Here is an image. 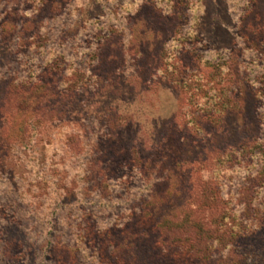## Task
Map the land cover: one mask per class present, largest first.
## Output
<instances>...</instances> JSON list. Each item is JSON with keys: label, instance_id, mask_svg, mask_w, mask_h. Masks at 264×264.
Instances as JSON below:
<instances>
[{"label": "rangeland", "instance_id": "1", "mask_svg": "<svg viewBox=\"0 0 264 264\" xmlns=\"http://www.w3.org/2000/svg\"><path fill=\"white\" fill-rule=\"evenodd\" d=\"M138 1L88 0L81 8L78 0H46L42 17H49L48 12L55 7L61 11L73 2L72 14L82 9L83 21L90 19L79 34L82 40L78 55L88 54L85 64H90L94 61L93 51H97V76L115 73V67L121 68L123 74L122 59L139 56L137 67L142 82L138 86L129 80L123 87L133 86L134 93L116 99L119 93L115 94V77L108 85L98 82L97 87L91 86L72 98L73 113L68 121H51L53 128L28 116L15 117L14 125L5 128L4 137L11 146L6 165L0 167V225L10 229L25 250L20 246L8 252L0 250V264H34L33 260L47 251L54 235L50 233L52 225L58 231L55 235L60 234L80 250V264H97L91 256L94 251L99 253L98 264H264V185L253 184L250 192L244 191L241 198L249 197L244 204L235 201V194L229 198V189L238 192L246 186L243 179L247 174L218 167L213 159L216 154H211L214 147L222 148L226 142L236 145L243 133L238 125L253 122L254 110L264 111V0H202L203 7L200 1L193 0H141L137 13L130 17L137 21L135 32L128 44L124 38L121 43L119 33L109 35L107 30L131 16ZM156 1L177 18L161 13L155 7ZM38 2L40 5L39 0H28L21 6L24 20ZM77 21L69 26V32H77L80 19ZM9 39L7 36L3 40ZM168 42L169 48L187 46L180 48L185 63L191 57L187 52L193 50L195 60L191 66L205 78L206 74L222 72L224 60L220 54H230L228 68L249 82L256 81L251 86L255 92L243 96L244 114H229L220 123L218 104L210 108L215 99L207 101L212 93L195 96L198 103L190 105L194 117H202L201 111L215 112L204 126V133H200L186 115L185 95L176 98L175 91L154 74L162 45ZM127 46L132 50L122 52ZM208 58L218 59V64L205 62ZM78 59L68 63L69 70L64 75H57V90H64L77 79L70 73L79 60H84ZM150 73L154 76L145 83ZM220 80L218 87L224 90L226 78L222 76ZM146 87L145 93H140ZM202 103L205 104L199 106ZM171 132L180 141L172 140ZM100 136L108 138L94 147ZM94 150H98L102 161L100 167L112 166V162L107 163L109 157L110 161H115V155L123 159L124 164H119L111 176L115 181L86 178L85 168L95 170L84 159H90ZM137 153L140 158L150 154L154 161H161L155 174L157 181L152 176L147 178L146 172L131 169L132 163L136 165ZM205 158L208 161L200 163ZM208 184H217L222 197L223 203L216 209L208 201ZM168 215L170 219H165ZM175 223H180V228H175ZM6 233L4 229L0 231V244ZM167 236L170 239L165 243ZM109 243L118 247L115 259L109 257ZM157 245L174 259L159 260L161 251ZM49 259L48 264L52 256Z\"/></svg>", "mask_w": 264, "mask_h": 264}, {"label": "trees", "instance_id": "2", "mask_svg": "<svg viewBox=\"0 0 264 264\" xmlns=\"http://www.w3.org/2000/svg\"><path fill=\"white\" fill-rule=\"evenodd\" d=\"M0 1L4 4V7L2 6L3 8H0V167H4L6 165V158L8 157V150L11 146V142L8 138L4 137V130L6 127L14 125L13 119L15 117L21 118L28 116L30 118L38 119V121H41L40 124H43V122L46 125L48 124V128H53L51 121L54 124L68 121L67 117L73 113V111H71V107L74 102L71 101L72 98L74 99L78 95H82L83 91L87 88L96 86L98 82L99 84H109V82L113 81L111 78L115 77V83H117L115 94L117 92L119 93L117 96L115 95L116 99V97H122L124 94L131 96L135 91L133 86L131 88L124 89L123 85L129 84V80H133V82L139 86L142 82V77L140 76L137 67L139 56H132L131 58L124 57V59H122L123 64H125L123 72L124 75L122 74L121 68L115 67V73L113 71L110 74H107L106 77H103L102 75L97 76L94 73L95 67L99 64L97 51H93L94 61L90 64H85L87 60L86 56L88 54L78 55V52L81 50L82 40V35L79 34L81 30H83L85 22H90V19L83 21L81 18L82 9H80L78 13L74 12L72 14L73 10L71 5L74 0L72 3L64 6L61 11L58 7L51 9L50 12H48L49 17L41 16V11L46 4V0H39L40 5L38 2V7L31 9L30 12L32 13L25 20L21 15L23 14L21 6L26 4L28 0ZM78 1L81 8L84 7V2H88V0ZM193 1H200L201 6L203 7L202 0ZM141 3V0L140 2L138 1V5L132 12L131 16L122 18V20L118 21L117 24L114 23V26L110 27V29L107 30V33L109 35H116L119 33L121 43V39L124 38L128 44L132 37V33L135 32L137 24V21L130 19V17L137 13ZM155 7L160 8L161 13H166V16L173 15L167 13L158 1H156ZM172 17L177 18V14H174ZM76 21L78 22L77 32H69V26L72 25V22ZM194 32L197 34V31L194 30ZM7 36H9L10 39L8 41H4L3 39ZM195 36L196 35L193 37L194 40L196 38ZM172 39L173 38L170 40L172 41ZM169 42L162 45L163 49L156 59V70L154 74H159V77H162L164 84L175 91L177 94L176 98L181 95H185V103L188 105V112L186 115L193 120L192 123H194V126H196V129L200 133H204V126H206V123H210L209 120L212 119L215 112H210L209 114H207V112L205 114L201 111L202 117H194L193 112L190 111V105L196 106L198 103L195 96L203 97L206 96L207 92L212 93L211 95H208L209 97L207 98V101L215 99L210 102V108H214L218 104L216 107V109H218L216 114L218 116L217 118H220V123H223L225 117L229 114L234 116H242L244 114L245 103L243 96L247 93L253 94L255 92L251 86L256 83V81L250 80L252 82H249L243 76H240L237 72L235 73L228 68V62L231 56L230 54H220V57L224 60L223 65H221L222 72L224 74L222 72L217 73V75L210 73L209 75L206 74L205 78L201 74H196V67L191 66L195 60L193 50H189V52H187V55L191 57L190 60L185 63L180 57V54H182V49L180 48H186L187 46L181 47L180 44H177L172 48H169ZM128 46L125 48L123 47L121 49L122 52L124 50L130 52L132 49L128 50ZM85 52H87V50H85ZM76 57L84 59L83 61L78 59L80 63L76 64L75 68L72 69V72L70 73V75H74L77 79L71 83L69 87H65L64 90H57V87L60 84V81L56 79L57 75H64L65 71L69 70L70 64L68 63ZM217 60L218 59L213 61L208 58L205 59V62H217L216 64L214 63L217 65ZM45 62L46 64L43 65ZM84 73L87 75L82 77ZM119 74H121V77ZM154 74L150 73V75L146 77L148 79H144L143 81L145 83H149V79L154 76ZM219 75L226 78L224 83L227 85L226 87L224 86V90L221 89L220 86L218 87V84L221 83V77H219ZM60 80H62V77H60ZM99 86L100 85H98V88ZM92 89L95 88L92 87ZM147 89V87L144 88V90L140 89V93H145ZM189 90L194 91V94ZM212 95L213 99L210 98ZM113 97H110V99L107 97L106 100L108 99L111 101L113 100ZM52 100L54 102H52ZM216 100H218V103ZM204 104L205 103H202L199 106ZM251 114L254 116L253 122H241L237 127H240L243 133L242 138L238 141V143H236V145L226 142L224 147H214L211 152V154H216L213 159L218 167L222 166L223 169L228 171H232L233 168H235L247 174L246 176L244 175L245 178L243 179L246 182V186L238 189L240 192L233 189L232 191L229 189L230 192H228V197L230 198L231 195L233 196L235 194V201L240 204L243 202L245 203V199L249 198H241L244 195V191H246V193L250 192L253 188V184L259 186L264 185V111L259 113L254 110ZM32 123L34 122L31 121V124ZM38 123L39 122H36V125ZM152 125H154V122H152ZM34 126L32 125V129H34ZM106 138L108 137H96L94 147ZM179 138L176 133L171 132L172 140L180 141ZM97 155L98 150H94V153L89 156L90 159H84V162L88 164L91 169L95 170L94 173L91 170L87 171L85 168L84 175L86 178L90 176L92 179L96 178L98 182L103 180L115 181V177L111 176L114 173V170L116 171L119 168V164L120 166L124 164L123 159L115 155V161H110L112 160V157H109L106 159L107 163L112 162L113 164L110 168H105V166H99L102 164V161ZM131 157L132 154L126 158L127 160H130ZM134 158H136V165L132 163L131 169L134 167L138 170V172H141V174L146 172L147 178L152 176V179L157 181L155 174H158L161 161H154L150 154L140 158L137 153ZM206 161H208L207 158L200 161V163H206ZM93 173L94 176L92 175ZM236 184L240 183H235V185ZM209 188L210 195L208 201L211 205H214L216 209L219 204L223 203L221 200L222 197L219 193L217 184L215 186L210 184ZM6 209L7 208H5V210ZM1 213L3 214V211H1ZM169 215L165 217V219H170L168 218ZM8 221H12V217L9 218ZM64 222H67L66 218L64 219ZM174 225L175 228H177V226L180 228L181 226L180 223H175ZM2 229L7 231V235H5V239L1 240L0 250L8 252L9 250L7 251V249H18L19 246L22 250H25L24 246L20 244V240L17 239V237H14V234H10V229H6V227L4 228L0 225V231ZM56 231V227L52 225L50 233L54 235L51 237L49 236L50 240L47 251L43 254V256L39 254V256L35 258L37 261L33 260L34 264H41L42 261L43 264H48V262H50L49 257L51 256L52 261L50 264H71L72 262L80 264V250H77L76 245H69L67 240L64 241L63 237L59 236L60 234L55 235ZM78 238L80 239L81 236H78ZM169 239L170 237L167 236L164 242L166 243ZM109 246H112L109 257H113L115 259V253H118V250H115L118 247L115 249V244L112 245L111 243H109ZM157 246L161 251L160 256L158 257L159 260H165L166 258L174 259L173 255L166 256L163 248L161 249L162 246ZM28 249L29 247L26 248V250ZM91 256L95 258L98 264V251H94ZM120 262L123 263L121 260Z\"/></svg>", "mask_w": 264, "mask_h": 264}]
</instances>
